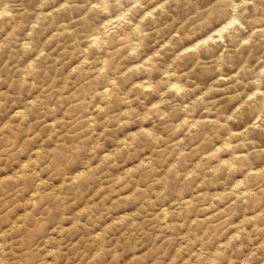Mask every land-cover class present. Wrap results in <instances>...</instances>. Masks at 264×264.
Segmentation results:
<instances>
[{"label": "rangeland", "instance_id": "obj_1", "mask_svg": "<svg viewBox=\"0 0 264 264\" xmlns=\"http://www.w3.org/2000/svg\"><path fill=\"white\" fill-rule=\"evenodd\" d=\"M0 264H264V0H0Z\"/></svg>", "mask_w": 264, "mask_h": 264}]
</instances>
